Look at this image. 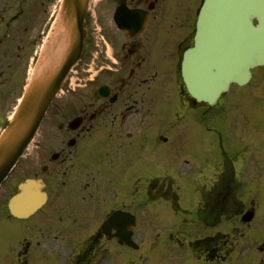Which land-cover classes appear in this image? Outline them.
<instances>
[{
  "label": "flooded vegetation",
  "instance_id": "obj_1",
  "mask_svg": "<svg viewBox=\"0 0 264 264\" xmlns=\"http://www.w3.org/2000/svg\"><path fill=\"white\" fill-rule=\"evenodd\" d=\"M62 4L0 0V134L39 59L51 68ZM182 15L175 0L91 6L83 56L0 188V264H138V243L156 264H264V142L172 86L193 43ZM28 178L47 200L17 219Z\"/></svg>",
  "mask_w": 264,
  "mask_h": 264
},
{
  "label": "water",
  "instance_id": "obj_2",
  "mask_svg": "<svg viewBox=\"0 0 264 264\" xmlns=\"http://www.w3.org/2000/svg\"><path fill=\"white\" fill-rule=\"evenodd\" d=\"M89 2L64 0L63 33L69 51L65 56L66 67L81 53L83 21ZM254 18L258 25H254ZM197 26L196 47L185 56L184 78L196 97L214 102L229 88V82L243 84L248 81L247 66L264 64V0H205ZM226 62H234L233 68H225ZM59 77L46 82L38 74L34 79L16 118L0 140V181L32 140L64 74ZM21 188L23 192L16 199L24 204L25 200L30 202L13 207V213L18 217L27 216L42 204L40 198L29 197L26 186Z\"/></svg>",
  "mask_w": 264,
  "mask_h": 264
},
{
  "label": "rangeland",
  "instance_id": "obj_3",
  "mask_svg": "<svg viewBox=\"0 0 264 264\" xmlns=\"http://www.w3.org/2000/svg\"><path fill=\"white\" fill-rule=\"evenodd\" d=\"M200 1L180 0L179 7L182 16H189L190 20L195 18ZM175 8L177 12L180 10L177 7V0H175ZM254 78L250 86H246L248 88L240 90L237 95L231 93L226 97L227 109L231 111L228 113L227 119L230 122L235 117L238 124L245 125L244 134L246 135L247 132L250 138L254 137L257 139L256 142L260 143L264 142L261 139V136H264L263 126L261 129L263 121L261 111L264 110V68L256 69ZM156 255L157 252H149L144 248L138 249V264H154L153 258L157 257ZM231 261L230 264H238L236 260Z\"/></svg>",
  "mask_w": 264,
  "mask_h": 264
},
{
  "label": "snow or ice",
  "instance_id": "obj_4",
  "mask_svg": "<svg viewBox=\"0 0 264 264\" xmlns=\"http://www.w3.org/2000/svg\"><path fill=\"white\" fill-rule=\"evenodd\" d=\"M132 22H133V23H135V22H136V21H135V18H133Z\"/></svg>",
  "mask_w": 264,
  "mask_h": 264
}]
</instances>
